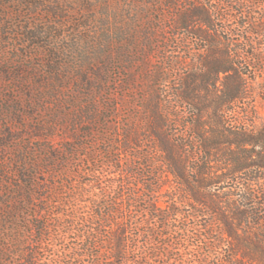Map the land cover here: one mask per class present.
Masks as SVG:
<instances>
[{"label": "rangeland", "instance_id": "1", "mask_svg": "<svg viewBox=\"0 0 264 264\" xmlns=\"http://www.w3.org/2000/svg\"><path fill=\"white\" fill-rule=\"evenodd\" d=\"M16 1L0 0V12L5 14L0 17V180L3 183L11 177L8 174L13 170L12 163L21 153L49 147L61 151L67 147L72 152L60 154V158L69 160L68 164L61 165L63 174L57 179L47 173L39 175L41 184H64L60 187L63 190L60 201L70 202L71 195H77L75 203L56 210L69 214L74 204L83 212L92 213L91 202L97 196L108 194L107 187H113L110 191L116 195L124 196L119 189L120 181L125 179L121 170L131 167L142 174L131 179L140 195L148 194L153 183L159 188L156 195L160 197L161 207L167 206L165 201L171 195L182 198L179 204L182 211L196 214L185 199L184 180L166 172L150 127L166 120L169 133L183 140L187 150L194 154L191 167L200 166L206 157L200 152L196 126L200 124L208 132L207 137L213 138V110L208 107L209 102L223 95L224 83L233 77V74L221 73L215 80L203 62L219 59L224 64L227 52L235 54L237 49H240L236 53L238 62L243 63L239 71L248 86V97L237 104L235 117L247 123L245 138L264 140V34L249 35L246 26L264 18V0H257L251 8L246 4L252 0H74L67 2L72 12L66 14L69 19L65 26L50 24L53 20L44 14L31 18L25 8H17ZM194 6L218 12L217 31L203 24L190 27V30L205 32L215 42L197 40L188 31L175 27L176 14H191ZM29 25L53 28L57 37L42 38L47 49L32 48L24 35ZM225 28L235 35L231 41H227L229 35ZM207 45L219 48L208 50ZM49 51L56 55L51 58ZM51 62L57 66L55 73L50 70ZM186 80H192L191 89ZM204 81L208 91L201 89ZM184 91L202 108L208 107L201 117L194 116V110L181 102L178 94ZM224 139L231 141L233 136L227 132ZM110 148L115 150L114 162L110 161ZM224 151H239L245 167L264 159V149L257 145H244L241 152L235 146L225 145ZM218 152L215 150V155ZM221 156L208 161L212 168L209 175L191 173L189 179L207 183L225 180L230 166ZM222 167L227 169L216 171ZM246 174L238 177H264V171L255 167ZM5 188L6 185L1 186L0 191ZM44 192L43 187L36 190L37 196ZM124 202L125 199L119 202L120 208L126 205ZM209 222L208 218L194 221L181 218L179 225L184 229L195 225L203 229ZM201 233L203 238L207 235L203 230ZM219 234L208 236V241L219 242ZM77 237L78 234L72 233L55 239L51 245L55 255L62 259L70 256L69 250L81 243ZM249 238L252 241L253 236ZM191 241L193 250L182 246L180 252L170 254L184 253L183 260L189 259L188 264H195L201 255L197 246L201 244L199 238ZM142 242L140 238L137 246L141 247ZM231 242L237 243L234 239ZM228 244L222 243L223 249L210 255L213 264L217 253L223 259L229 258ZM43 257L47 264L50 255ZM243 264L257 263L244 259Z\"/></svg>", "mask_w": 264, "mask_h": 264}, {"label": "trees", "instance_id": "2", "mask_svg": "<svg viewBox=\"0 0 264 264\" xmlns=\"http://www.w3.org/2000/svg\"><path fill=\"white\" fill-rule=\"evenodd\" d=\"M256 1H248L250 5L246 4V6L251 8ZM67 2L75 1L18 0L14 4L20 10L25 8L31 18L43 17L44 14L53 20L50 24L65 26L69 19L66 14L72 12ZM245 2H241L240 5L245 6ZM191 9H193L191 14L187 12L176 14L175 27L188 31L197 40L203 38L210 43L215 42V38L212 39L201 30H190V27L203 24L217 31L215 16H219L218 12L200 6ZM244 15L247 17L248 14L243 13ZM1 16L5 14L0 12ZM262 20L264 21V18L247 23L249 35L264 34ZM40 24L45 25L42 21ZM26 29L24 35L32 48L43 46V49H47L48 47L41 41L42 38L50 39L53 35L57 37L53 28H32L29 25ZM224 31H227L230 37H227V41L235 37L229 29L225 28ZM205 48L216 51L219 47L207 45ZM233 48L237 49L234 44ZM235 51V54L231 55L227 52L228 58L224 64L219 59L203 62L204 67L215 80V76L219 77L221 73L233 74V77L227 79L226 84L224 83L226 90L223 95L218 100L209 102L211 106L208 107L213 110L211 118L213 138L207 137L208 132L201 129L200 124L196 126L197 123H192L196 126V131L198 130L195 135L201 140L200 152L206 157L200 166L191 167L194 154L187 150L183 140L169 133V124L166 120L158 121L156 127H150L152 136L157 142L155 149L162 153V164L166 166V172L184 180L182 186L187 196L185 199L194 208L196 214L189 215L182 211L179 207L182 198L175 199L171 195L165 201L167 206L161 207L160 197L156 195L159 188L153 183L150 184L151 190H148V194L144 192L140 195V191L132 185L131 179L139 178L142 174L131 167L121 170L125 174V179L120 181L119 189L124 193L125 198L123 195L119 196V193L116 195V192L110 191L113 187H107L108 194L97 196L91 202V207L94 209L92 213L83 212L74 204L73 212L62 213L56 209L69 206L70 202L75 203L77 195L72 194L70 202L60 201L59 197L63 194L60 187L64 184H41L39 175L47 173L55 179L58 178L57 176L60 177L64 172L63 164L69 162L66 157L60 158V154L64 155L68 152L70 154L72 150L67 147L61 151L53 147L39 151L30 150L21 153L13 161V170L8 174L12 179L7 178L5 183L2 178L0 180V187L6 185L5 190L0 191V264H46L43 261L44 254H49L51 257L47 264H188L189 259L183 260L184 253L174 256L170 252H180L182 246L189 247L190 251L193 250L194 242L191 240L195 238H199L201 244L197 246L201 255L195 264H213L210 255H213L214 251L220 252L217 249H223L224 242H229L227 248L229 258L223 259L220 256L222 254L217 253L216 264H243L244 259L264 264V177H238L254 167L264 171V159L245 167L241 163L239 151L238 153L224 151L225 145L235 146L240 152L244 145H257L264 149V140L258 142L245 138L247 123L235 117L238 112L237 104L248 97V86L239 71L243 63L238 62L240 58L236 54L240 49ZM49 53L51 58L56 55L52 51ZM53 64L51 62L50 70L55 73L57 66L54 67ZM190 81L186 80L189 89H191ZM203 83L201 89L208 91V84H205L206 81ZM178 96L182 98V103L188 104L194 110L193 115L198 118L208 108L207 106L202 108L187 91L181 92ZM230 115L233 119L229 118ZM227 132L233 136L231 141L224 139ZM215 150L221 152L217 155H222L221 158L230 166L226 179L212 183L190 180L191 173L197 175L211 173L209 171L212 168H209L208 161L217 156ZM113 153L115 150L110 148L108 154L112 162L115 161ZM223 169L227 168H217L216 171ZM40 187H43L45 192L37 196L36 190ZM124 199L126 205L120 208L119 202ZM181 218L186 221L208 218L210 222L203 226V229L197 228L196 225L184 229L179 225ZM201 230L207 234L204 238ZM217 232L221 236L219 242L208 241V236L211 237ZM72 233L78 234L77 240L81 243L69 250L70 256H65L63 259L56 256L51 248L54 240ZM250 235L253 236L252 241ZM140 238L143 242L141 247H138L137 242ZM233 239L237 241L235 245H232ZM129 248L132 251H129ZM206 252L209 254H205Z\"/></svg>", "mask_w": 264, "mask_h": 264}]
</instances>
